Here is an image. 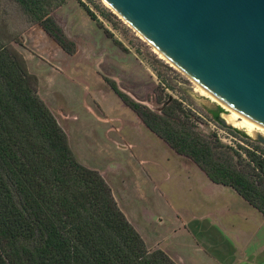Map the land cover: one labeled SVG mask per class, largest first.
I'll use <instances>...</instances> for the list:
<instances>
[{"label":"rangeland","instance_id":"1","mask_svg":"<svg viewBox=\"0 0 264 264\" xmlns=\"http://www.w3.org/2000/svg\"><path fill=\"white\" fill-rule=\"evenodd\" d=\"M50 16L74 43L72 55L30 23L15 3L0 0V25L21 41L12 45L37 78V94L66 134L74 157L102 176L147 247L165 248L180 264H192L198 249L183 227L200 216L217 227L215 231L249 238L257 222L244 216L238 206L243 201L210 183L188 158L148 131L103 78L157 113L167 101L179 102L200 133L240 154L245 149L264 156L256 137L215 121L211 112L221 108L224 120L228 111L103 0H67Z\"/></svg>","mask_w":264,"mask_h":264},{"label":"trees","instance_id":"2","mask_svg":"<svg viewBox=\"0 0 264 264\" xmlns=\"http://www.w3.org/2000/svg\"><path fill=\"white\" fill-rule=\"evenodd\" d=\"M11 1L63 52L74 53L50 16L67 0ZM13 43L21 45L0 25V264H174L146 247L102 176L76 160ZM103 81L148 131L264 216V156L240 154L200 133L175 100L157 113ZM222 112L211 115L218 122Z\"/></svg>","mask_w":264,"mask_h":264},{"label":"water","instance_id":"3","mask_svg":"<svg viewBox=\"0 0 264 264\" xmlns=\"http://www.w3.org/2000/svg\"><path fill=\"white\" fill-rule=\"evenodd\" d=\"M103 1L200 88L264 129V0Z\"/></svg>","mask_w":264,"mask_h":264},{"label":"crops","instance_id":"4","mask_svg":"<svg viewBox=\"0 0 264 264\" xmlns=\"http://www.w3.org/2000/svg\"><path fill=\"white\" fill-rule=\"evenodd\" d=\"M217 186L224 187L228 191H232L231 193H235L233 195L243 201L238 206L241 210H244V216L251 217V220L253 219L257 222V226L255 225V231L250 234L249 238H231L220 229L216 230L218 231L217 234L214 230L217 227L213 228L214 226L205 217L191 218L193 220L189 221V226L185 228L182 225V227L190 233L191 239L195 242V247L198 249L192 256V264H264V235L262 236V233H264V216L244 201L233 189L222 185ZM231 198L234 199L233 196ZM202 228L203 230H201ZM196 230H200V234H197ZM194 234H197V236H194ZM156 250L164 252L174 264H180L175 256L166 251L165 248Z\"/></svg>","mask_w":264,"mask_h":264},{"label":"bare ground","instance_id":"5","mask_svg":"<svg viewBox=\"0 0 264 264\" xmlns=\"http://www.w3.org/2000/svg\"><path fill=\"white\" fill-rule=\"evenodd\" d=\"M209 98L220 104L223 108H225L228 111V113L223 115L224 121L228 125L241 129L247 134L252 136H256L257 134L264 136V129L256 125L254 122L246 118L244 115L232 109L231 107L223 103L221 100H219L212 94L209 95Z\"/></svg>","mask_w":264,"mask_h":264}]
</instances>
